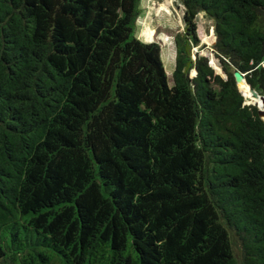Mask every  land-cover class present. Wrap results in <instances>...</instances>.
Returning <instances> with one entry per match:
<instances>
[{
  "label": "trees",
  "instance_id": "trees-1",
  "mask_svg": "<svg viewBox=\"0 0 264 264\" xmlns=\"http://www.w3.org/2000/svg\"><path fill=\"white\" fill-rule=\"evenodd\" d=\"M180 1L169 77L140 0H0V264H264V0Z\"/></svg>",
  "mask_w": 264,
  "mask_h": 264
},
{
  "label": "rangeland",
  "instance_id": "rangeland-1",
  "mask_svg": "<svg viewBox=\"0 0 264 264\" xmlns=\"http://www.w3.org/2000/svg\"><path fill=\"white\" fill-rule=\"evenodd\" d=\"M184 8L180 0H140V13L136 19L135 33L143 41H155L160 46V54L165 70L170 77L174 68L176 45L175 34L183 29ZM199 43L193 47V56L196 54L208 57L212 63H217L214 55V24L212 19L203 11L195 16ZM145 25L153 30L151 39L144 38L141 33ZM254 90L261 94L258 90ZM245 103L253 104L257 108L263 105L261 98L255 95L245 83L241 86Z\"/></svg>",
  "mask_w": 264,
  "mask_h": 264
},
{
  "label": "water",
  "instance_id": "water-1",
  "mask_svg": "<svg viewBox=\"0 0 264 264\" xmlns=\"http://www.w3.org/2000/svg\"><path fill=\"white\" fill-rule=\"evenodd\" d=\"M236 82H237V86H238V89H239V90L241 89V86H242L244 83H246V82L243 80V78H242L240 75H238V74H236ZM246 84H247V83H246ZM247 85L251 88V90L254 92L255 95H258V96L261 98V101H262L263 105H261V107L257 108V113H258V115L264 120V94H263V93L258 94V93L254 90V88H253L252 86H250L249 84H247Z\"/></svg>",
  "mask_w": 264,
  "mask_h": 264
}]
</instances>
